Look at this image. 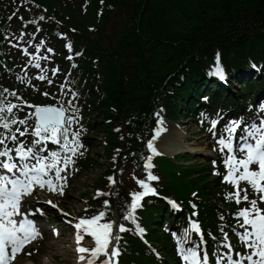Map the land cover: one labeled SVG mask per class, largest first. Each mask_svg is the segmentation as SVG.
Masks as SVG:
<instances>
[{"label":"trees","instance_id":"obj_1","mask_svg":"<svg viewBox=\"0 0 264 264\" xmlns=\"http://www.w3.org/2000/svg\"><path fill=\"white\" fill-rule=\"evenodd\" d=\"M24 1L31 8L56 14L48 0ZM13 7L12 0H0V26ZM88 10L87 17L73 22L76 31L71 37L80 59L70 81L75 108L84 110L89 118L100 119L92 130L106 133L110 164L106 174L112 171L116 176L108 214H112L114 203L123 214L134 178L143 176L145 143L155 115L163 111L177 118L182 106L191 113L202 103V96L208 98L210 107L219 101L234 104L226 86L209 80L217 64L232 75L256 73L252 63L264 69V0H91ZM4 29L0 27V39ZM254 78L256 74L239 82L243 95H249L264 80V76L259 82ZM2 80L0 68V83ZM207 84L213 91L219 88L221 95L204 93ZM88 161L89 167L98 165L92 158ZM155 171L164 177L159 182L163 192L185 201L192 190L203 195L202 215L205 211L206 219L214 225L215 204L206 199L216 196V180L195 165L183 167L165 157L156 160ZM105 198H90L89 211L103 208ZM168 214L160 200L148 201L141 212L149 237L170 255V236L163 228ZM120 243L122 264H168L149 253L134 232L127 231Z\"/></svg>","mask_w":264,"mask_h":264},{"label":"rangeland","instance_id":"obj_2","mask_svg":"<svg viewBox=\"0 0 264 264\" xmlns=\"http://www.w3.org/2000/svg\"><path fill=\"white\" fill-rule=\"evenodd\" d=\"M26 60H30L28 57H24ZM39 64H33L32 68L38 67ZM236 87H239L238 84L235 83ZM174 129L178 131L180 139H177L176 142L184 145L187 149H191L197 144L207 146L209 142L204 135L201 134L200 130L195 126L194 122L190 119L183 118V123L180 126H176L173 123L168 122V126L163 125L161 128L156 130V133H160L161 136L163 132H171L170 130ZM173 132V131H172ZM155 133V134H156ZM157 136V135H156ZM159 136V135H158ZM157 136V137H158ZM91 142L94 146V154L95 159L99 160L100 163L106 164V158L103 155V133L96 132L90 136ZM152 141V140H151ZM154 146V144L152 143ZM151 146V145H150ZM191 153V159L188 158L187 161L183 159V163L186 162L194 164H207L210 162L208 158H203L199 154L195 152ZM101 169L95 168L89 171H83L82 175L79 177H75L70 185L69 189L66 192L65 196H60L58 198L59 203L63 206V210H66L67 213L72 214L67 218H75L78 216V212L82 210L84 206L83 195L86 193H92V183L97 179L100 175ZM58 214L54 215L55 219H58V224L61 226L60 235L55 234L54 230H52L51 226L45 223V219L42 220V225L44 226V230L46 231L45 240L41 243L40 248L42 250V254L36 257V264H72L73 263V250L70 247V237L71 231L69 232L68 227L60 224L61 217ZM62 223H64L62 221ZM45 224V225H44ZM92 243V241H90ZM94 243V242H93ZM97 243V241L95 242ZM103 241L99 240L97 246H102ZM24 259L23 261H26Z\"/></svg>","mask_w":264,"mask_h":264},{"label":"bare ground","instance_id":"obj_3","mask_svg":"<svg viewBox=\"0 0 264 264\" xmlns=\"http://www.w3.org/2000/svg\"><path fill=\"white\" fill-rule=\"evenodd\" d=\"M226 82H229V79H226ZM170 131L171 132L163 134L161 138L156 137V140H154V145H155L156 149H158L164 153H167V154H176V153H179L180 151L186 149L188 151L195 152V153L199 154L203 158H207L206 154H207L208 150H207L206 146L197 144L193 148L187 149L184 145L176 142L177 139L181 138V136L179 137L178 131L174 132V129H172Z\"/></svg>","mask_w":264,"mask_h":264},{"label":"water","instance_id":"obj_4","mask_svg":"<svg viewBox=\"0 0 264 264\" xmlns=\"http://www.w3.org/2000/svg\"><path fill=\"white\" fill-rule=\"evenodd\" d=\"M47 113L56 114V113H60V111L53 107H48L40 110V114H42L43 116H45ZM40 114L38 115L39 118H41Z\"/></svg>","mask_w":264,"mask_h":264}]
</instances>
